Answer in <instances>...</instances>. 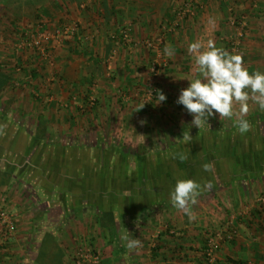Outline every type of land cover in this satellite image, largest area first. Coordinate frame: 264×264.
<instances>
[{
    "label": "crops",
    "instance_id": "obj_1",
    "mask_svg": "<svg viewBox=\"0 0 264 264\" xmlns=\"http://www.w3.org/2000/svg\"><path fill=\"white\" fill-rule=\"evenodd\" d=\"M186 4L192 5L195 12L179 19L176 14ZM236 18L246 24L244 35L233 22ZM47 19H52V31L71 20L83 29L81 41H52L54 98L49 105L42 104L46 90L41 88L38 75L44 67L43 58L19 42L25 40L22 34L34 36L37 24ZM127 26L131 34L125 44L118 34ZM158 36H164L160 53L144 44ZM209 41L230 54L231 46L239 47L244 67L250 73L264 72V0H0V101L4 104L0 110L7 112L8 106L14 104L21 113L44 115L40 123L45 130L68 134L74 131V135L80 131L82 138L91 128L80 115L78 109L83 106L79 103L86 93L96 91L99 106L90 116H100L101 125H107L110 115H125L123 124L133 133L146 130L154 134L170 121H175L177 130V125L191 116L177 104V97L182 88L188 87L189 80L199 75L189 45L199 42L203 51ZM165 46L171 47L173 56L165 54ZM164 61L169 64L168 72L161 74L157 83L159 93L167 99L159 101L157 97L155 105L140 106L136 99L147 82L149 65ZM93 82L97 83L95 88ZM117 88L131 94L126 103L130 107L122 111L114 102L121 97L115 95ZM77 97L78 103L73 101ZM239 108L236 103L234 111L239 113ZM84 110L88 112L90 108ZM262 112L264 109L253 100L248 101L244 118L256 124L255 144L247 139L224 140L215 134V138L210 137L213 151L207 157L185 154L184 159L171 156L168 161H155L162 169L167 168L166 162L177 159L182 164L199 165L193 172L171 173L175 174V183L184 179V172V177L200 185L195 203L190 205L191 216L168 201L165 207L153 205L150 194L169 195L172 189L156 171L146 177L154 156L143 172L150 184L133 188L130 184L126 190L122 186L126 176L113 170L110 176L116 182L113 181L111 197L106 199L104 156H89V150L83 148L87 145L85 139L79 142L82 150H66L70 153L54 160L53 173L52 154L43 157L48 166L39 162L41 141L33 139L30 157L24 156L23 146L15 150L18 154L5 149L0 154V206L14 217L16 232L0 248V264H52V256L60 257V264H97L83 260V254H89L90 259L91 253L99 259L98 264H264V206L259 201L264 195V121L258 116ZM74 116L77 119H71ZM152 117L156 118L154 123ZM210 120H214L216 132L222 128L238 131L235 117L217 114ZM206 159L212 166L209 171L200 166ZM13 166L17 167V175L11 173ZM30 169L33 175L39 174L35 176L38 187L49 186L52 179H62V185L71 190L66 196L67 206L55 204L52 211L48 209L43 214L35 211L30 198L36 192L24 180ZM133 173L130 177L136 171ZM179 173L182 176L178 178ZM164 176L170 173L166 171ZM158 178L161 181L152 184ZM55 184L60 187V182ZM125 235L139 240V246L127 248L122 239ZM211 239L218 246L215 262L207 254Z\"/></svg>",
    "mask_w": 264,
    "mask_h": 264
},
{
    "label": "rangeland",
    "instance_id": "obj_2",
    "mask_svg": "<svg viewBox=\"0 0 264 264\" xmlns=\"http://www.w3.org/2000/svg\"><path fill=\"white\" fill-rule=\"evenodd\" d=\"M236 21L237 22L241 21V18H236L233 20L235 26L240 28V25L236 23ZM76 23L79 26V33L77 37L74 38V37L64 36L61 39L59 38L60 40H56V41L57 42L60 41L59 42L60 44L71 42V40L81 41V38H82L81 36L83 33L82 26L80 25V23L76 21L72 22V20L64 24H58L57 26L58 28L54 29V31H52V19L41 21L40 23L37 24V27H36V29L39 31L37 33H36L37 30L34 31L32 35L34 34V36H37L38 34L45 32V31L47 33L52 34L56 32L57 30H63L66 27H71L73 26V24H76ZM244 32L241 34L244 35ZM22 35L24 36L22 38H24L25 40H21L19 42L24 44V41H26L27 38L29 39L30 36H25V34H22ZM52 41H55V39H51L49 43L46 42L44 44V48L46 50L44 55H42L40 52L36 50H33L31 47L24 46L26 50L27 49L28 51L31 50L35 56L39 55L41 58H43L42 62L44 64V67H42L43 68L42 72H39L38 75H40L41 77V82H42L41 88L44 87V89L46 90L45 98H44L45 100H42V104H45V105H49L53 101V98H54V95L52 93L53 81L51 80L53 76L51 73H52V62H54L55 58H54V49L52 50ZM158 52L160 53L161 50H159ZM231 52L232 54L241 55L240 48L236 47L235 45L231 46ZM156 63H159V62H156ZM151 67H152V63L148 67L149 69L148 78H147V82L145 83V87H142L140 89L141 91L138 93L139 98L136 99V103L142 107H149V106H153L156 104L155 102L157 101V97L159 96L160 93L158 90V83H157L158 80H155V79H158L161 76V74L163 75L166 72H168L169 64L166 69L160 72V76H158L157 78H155L153 74H151L150 72ZM34 77H36V75H34ZM93 84L95 85L94 87L92 85H90L89 87L95 88L97 83L93 82ZM91 92H92V88H91ZM95 92L85 94V96L87 95L90 98L88 102L91 103L94 100L95 102L97 101ZM115 95L121 96L119 99L114 101L116 102L115 105L117 106L116 107L117 110L121 108V111H122L124 110L123 108L130 107L128 106V104H126L127 100L129 99V96L131 95L128 91L117 88ZM73 101L78 103L79 98L78 97L74 98ZM82 101L83 100L80 101L79 106L82 105L83 108L79 107L78 110L80 112V115L83 116L84 118L83 121L86 122L85 124H88L89 127L91 128L90 130H88L87 135L81 136L82 138H80L78 135L80 131L79 132L75 131L76 133L75 135L73 133L74 131L71 132L72 134H68V132L65 133V131H60V130L49 132L44 129L42 125L43 123L42 124L40 123V122H44L45 120L44 115H42L43 117L42 116L38 117L35 115L33 116V115H28L26 113L25 114L21 113L16 107V105L14 104H10L8 106L7 112L1 111L4 104L1 103L0 101V109H1L0 110V154L5 149H8V152L9 150L10 151L13 150L14 153L18 154V151H15V150H20V146H23L25 150L24 156L30 157L31 152H32V141L33 139H36V141H41V144H42V148H41L42 156H41V161L39 162L41 165L46 164V166H48L49 162L43 161V157L45 156L51 157V154H52V165H53L52 173H53L55 171L54 166L56 165V162L54 160H56V158H59V157L61 158L63 156L62 154L67 155L70 153L69 151H66V150H70L74 153H75V150H79V151L82 150V147H79V142H83V139H85V142L87 145L86 147H83V148L85 150L86 149L89 150L88 151L89 156L97 155V154L98 155L102 154L104 156V160H105L104 170L107 175L105 179V190H106L105 197L106 199H108L111 197L110 191L112 190V187H113V183H114L113 181L116 182V179L113 180L111 179V176H110L113 170L115 171L118 170L120 172V176L121 175L126 176L125 178H123L124 180L122 183V186L125 185L124 187H127L125 188L126 190L129 188L130 184H131V188L142 187L143 185L150 184L151 182L150 178H143V172L145 170V166L148 165L146 163L148 162L150 157L154 156V158L150 160L149 166L152 165V162H154V164L150 168V172L148 169L146 173L147 174L146 177L148 176V173L156 171L159 178L164 177V179H162V182L167 184L169 187L173 188L175 185V179H176L174 177L175 174L174 173L171 174L173 170H176V171L184 170L186 172L188 171L193 172L197 170L199 165L196 164L197 166H195V164L193 165V163L191 162L182 164L181 162H179V159H177L176 160L177 162L176 161H173V163L166 162L165 165L167 166V168L162 169V168L157 167L159 165V162L158 164H156L155 161L160 160V159H165L166 161H168L169 159L167 158H170L171 156H176V158L182 157L184 159L185 154H197V155H202V156L204 155L207 157L209 156V154H212L213 148L211 144L213 141L210 139V137L215 138L214 136L215 134H217L216 138H221L224 140L226 138H236V140H241V141L247 139L248 141H251L253 144H255L256 139H257L255 135L256 132L253 131V128L256 127V124L254 121H252L251 118L249 119L250 129L246 133L242 134L236 129L234 130L231 129L229 131V130H223L222 128L221 130H218V132H216V130L213 128V125H215L214 120H209L210 126H205L200 129L197 128L196 126H191V121L193 119L192 115L189 117L186 116L185 121L181 123V125H177L178 126L177 130H175L176 129L175 123H174L175 121H170L169 124L165 125L168 130L166 128H163L162 130H157L156 131L157 134L146 132V130L145 131L137 130L136 132L133 133L127 130L125 128V125L123 124L125 123V118H127V116L110 115L109 116L110 120L106 121L110 125H108V123L107 125H104V124L101 125L100 123H98V119L101 118L100 116H98L97 114L90 116L91 114H94V111L99 106L98 101H97V106L96 105L92 106V104L90 103H87V105H84ZM131 101H133V99ZM3 102H6V101H3ZM68 108H70V104ZM86 108H90V111L86 112L84 110ZM259 112H261V110L258 111V113ZM85 113H88V114L85 116L84 115ZM258 116H260L262 118V121H264V114L263 115L258 114ZM152 118L154 119L152 121L154 123L156 121V118L154 117ZM161 118H163V116H161ZM71 119L75 120L77 118L74 116V117H71ZM147 119L149 118H146V121ZM163 122H165V120ZM170 123H172L174 127L172 126V124L170 125ZM262 123L263 122H260V124ZM96 124H98L99 127H96L97 126ZM168 125H170V127H167ZM182 125L184 126L182 127ZM188 132L192 138L190 141L185 142L182 139L183 134H187ZM262 138H263L262 142L264 143V136ZM140 144L144 146L140 147L139 146ZM39 162H37L36 164H39ZM13 164H16V163H13ZM205 164H209L207 162V159H206V162L203 164H200V166L204 168L203 166ZM19 165H22V164L19 163ZM95 165L96 164L94 163L93 166ZM1 166L2 165L0 163V167ZM154 166L157 168H155ZM182 166H184V168ZM10 169H11L12 175H17V167L13 166ZM166 171L170 173V176L168 177L164 176ZM32 172L33 171H31V169L27 170L25 172L27 173L25 174L27 178H24V180H26L27 184L33 188L32 191L36 192L33 195V198L32 197L30 198L29 195L27 196L31 199V204H30L31 207L37 208L35 211L43 214L48 209H49L48 211H52L51 210L52 206L55 204H61V205L67 206L68 202L66 200V196H67V193L70 192L71 190L66 189L64 185H62V179H52V183L50 182L49 186L46 185V186L38 187V185H36L35 176L39 177L37 176L39 174L33 175ZM132 172L135 173L134 177H130V176H133L131 175ZM181 176H182L181 173L177 174L178 178ZM159 178L155 179V181H153L152 184L154 183L157 184L159 180L161 181V179ZM183 178L187 179L186 177H184V172H183ZM188 179H191V178H188ZM54 181L60 182V187H58V185L55 184ZM165 187L166 186L163 185L162 190H164ZM161 188H162V184H161ZM140 194L142 195V197H145L143 193H140ZM166 196L169 199H167ZM263 196H260V197H263ZM124 197H126V195H124ZM150 197L151 198L153 197L152 198L153 205L157 204V206L159 207L163 206L164 202L166 203L167 201L169 202V204L172 203L170 200V195H166L164 194V192L160 196H158L157 194H150ZM154 198H156V200H153ZM42 217L43 215L41 216V218ZM41 218L39 217V219ZM88 255L89 254L87 255L83 254V257L82 255L80 257H82L83 260L85 261L89 260L91 262H95L96 256H93V253H91L92 258L89 259L87 258Z\"/></svg>",
    "mask_w": 264,
    "mask_h": 264
},
{
    "label": "clouds",
    "instance_id": "obj_3",
    "mask_svg": "<svg viewBox=\"0 0 264 264\" xmlns=\"http://www.w3.org/2000/svg\"><path fill=\"white\" fill-rule=\"evenodd\" d=\"M202 45L193 42L189 45V52L195 54L196 71L198 78L189 80L188 87L182 88L177 97V104L182 105L192 115L191 126L202 128L210 126V118L219 114L220 117H235V126L240 133L250 129V123L244 118L248 111V101L251 99L260 108L264 109V72L250 73L244 67L243 57L239 54H230L209 41L207 48L200 51ZM167 56L174 55L170 46H165ZM167 97L161 92L159 101ZM240 105L239 113L234 111V105ZM189 132L183 134V140H191ZM205 171L211 170L210 164H205ZM200 185L192 179H177L170 191V200L174 207L183 210L191 216L190 205L195 203ZM126 247L134 249L140 241L122 236Z\"/></svg>",
    "mask_w": 264,
    "mask_h": 264
},
{
    "label": "built area",
    "instance_id": "obj_4",
    "mask_svg": "<svg viewBox=\"0 0 264 264\" xmlns=\"http://www.w3.org/2000/svg\"><path fill=\"white\" fill-rule=\"evenodd\" d=\"M200 8H203V6H200ZM194 12H195L194 7L190 4H186L183 7H181L180 10H178L176 15L178 16L179 19H184L188 15H193ZM236 23L240 25V31L241 33H243L246 29V24L242 22V20L239 22L236 21ZM78 33H79V26L76 23V24H73V26L71 27L64 28L63 30H57L55 33H52V34L47 33L45 31V32L38 34L37 36H32L28 40L24 41L23 46L31 47L33 50H36L40 52L42 55H44V53L46 52L44 48V44L46 42L49 43L51 39L60 40L64 36L75 38L77 37ZM130 34H131V30L128 26L121 30L120 35L122 36V40L124 41L125 44L129 42ZM144 43H145V46H147L151 50L159 51L161 50V47L163 46L164 36H158V37H155L154 39H147ZM158 64L159 63L153 62L152 67L150 68V72L151 74H153L155 78L160 76V72L166 69L168 66V63L165 61L161 62L159 66ZM90 104L94 106L95 100L91 102ZM259 201L262 204V206H264V196L261 197ZM15 232H16V225H15L14 217L3 206H0V248L7 241L8 238H10L11 236L15 234ZM217 250H218V246L215 243V240L211 239L209 246L207 248V254L210 257L211 262H215V253ZM95 262L99 263V259L97 257H95Z\"/></svg>",
    "mask_w": 264,
    "mask_h": 264
},
{
    "label": "trees",
    "instance_id": "obj_5",
    "mask_svg": "<svg viewBox=\"0 0 264 264\" xmlns=\"http://www.w3.org/2000/svg\"><path fill=\"white\" fill-rule=\"evenodd\" d=\"M125 28V27H124ZM124 28H122V29H124ZM121 29V30H122ZM121 32V31H120ZM118 38H120V39H122V36L120 35V33L118 34ZM89 97L86 95L85 96V98L83 99V103H84V105H87V103H88V101H89ZM97 104V101L95 102V105ZM52 240H53V238H52ZM42 262H43V260H42ZM56 262H57V264H60L61 263V258L60 257H55V256H52V264H56Z\"/></svg>",
    "mask_w": 264,
    "mask_h": 264
}]
</instances>
